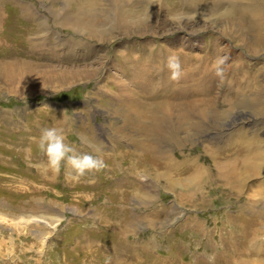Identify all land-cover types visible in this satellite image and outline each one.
I'll return each instance as SVG.
<instances>
[{
  "label": "rangeland",
  "instance_id": "obj_1",
  "mask_svg": "<svg viewBox=\"0 0 264 264\" xmlns=\"http://www.w3.org/2000/svg\"><path fill=\"white\" fill-rule=\"evenodd\" d=\"M209 2L118 0L127 21L144 19L136 28L121 19L115 25L111 0H0V264H197L203 253L207 264H217L229 234L231 244L244 242V225L254 217L250 206L264 208V106L248 103L264 84V44L251 41L250 25L238 24L235 12L264 19V0H220L205 10ZM85 11L96 20L87 24ZM155 18L165 23L161 32L177 29L179 18L188 31L206 29L187 45L179 31L153 35ZM223 27L247 45L234 46L221 36ZM177 39L178 46L172 44ZM166 46L180 57L212 55L209 70L217 54L227 56L225 78L213 83L215 74L197 73L192 77L205 85L184 76L174 82L162 64L154 85L165 79L172 85L151 89L146 80L164 59L157 50ZM218 46L230 51L216 53ZM234 69L244 83L232 88L239 87L246 103L230 108L223 100ZM177 86L193 92L189 97L214 94L215 104L200 108L206 119L192 113L180 126L150 121L152 112L183 102L165 106L164 95ZM44 127L62 131L78 152L102 157L105 167L79 177L64 161L59 171L49 167L39 147ZM123 224L128 235L121 237ZM123 237L139 252L112 258L107 251ZM256 239L257 250H264L263 223Z\"/></svg>",
  "mask_w": 264,
  "mask_h": 264
},
{
  "label": "bare ground",
  "instance_id": "obj_2",
  "mask_svg": "<svg viewBox=\"0 0 264 264\" xmlns=\"http://www.w3.org/2000/svg\"><path fill=\"white\" fill-rule=\"evenodd\" d=\"M112 2H114V7L113 8H117V1H115V0H111ZM209 1V0H208ZM220 0H210V2L208 3V5L206 4V6H205V10H210V9H216V7H217V5H218V2H219ZM204 2V1H203ZM119 3V2H118ZM124 4V3H123ZM196 4V6L199 4V3H195ZM201 5V4H200ZM203 5H205L204 3H203ZM195 6V7H196ZM120 6H118V8H117V12H116V15H115V19H114V23H115V25H117L118 24V21H120L119 19H121L123 22H125V24L124 25H126V23H130L131 25H134L133 24V22L131 23L129 20L127 21L125 18V16H124V12H122L121 11V9L119 8ZM112 8V9H113ZM155 8V7H154ZM170 8V7H169ZM112 9H109V12H108V14H106L105 15V18L106 19H108V15L111 13V10ZM124 10V9H123ZM90 12V14L88 15V13ZM236 14H237V16H238V20H240V21H237L238 22V24L239 23H241V21H243V22H246V24H249L250 26L247 28L249 31H251L252 32V39H251V41L252 42H254V40L257 42V43H259V44H264V34H262L261 32H260V30L262 29V27H263V30H264V19L260 16V14H257V15H255V16H248V15H246L245 13H244V10L242 9V8H239L236 12H235ZM81 14V13H80ZM212 14V13H211ZM86 15V22H87V24L88 23H91V22H94V20H96V17L92 14V12L91 11H85V14H84V16ZM258 15H259V17H260V22H259V18H258ZM56 16V15H55ZM54 16V17H55ZM81 17V15H78V16H76V17H79L80 19L78 20V21H82V19H85V17ZM196 17V16H195ZM57 18V17H56ZM66 18V17H65ZM176 18H178V17H176ZM145 19H147V18H145ZM192 19V18H191ZM194 19H196V18H194ZM193 19V20H194ZM198 19V18H197ZM166 20V19H165ZM210 20V19H209ZM77 21V22H78ZM155 23L152 25V28H155V29H153L152 30V34L153 35H158L159 34V31L161 32L162 30H164L165 28L163 27L164 25H165V23H163V22H160L161 20H159V19H156L155 18ZM177 22H176V26H179L177 29H175V30H173V31H167V32H161L160 33V36L162 35V34H171L172 35V33L174 32H177V31H179L178 33H185V35H187L188 36V38H185L184 36L183 37H181L182 38V40H184L185 42H187L188 44L187 45H190V43L192 42V41H190V39L189 38H192V37H190L191 35L194 37V36H196V34L198 35L202 30H205L206 28H202V29H198V30H192V31H188V30H186V27H185V24H186V22H184V20H182V18H179V19H177L176 20ZM197 21V20H196ZM211 21H215L216 22V18L214 19V20H210V22ZM85 22V21H84ZM135 22V27L136 28H141L142 26V24H143V22H144V19H142V20H135L134 21ZM167 22V21H166ZM215 22H213L212 24H214ZM82 23V22H81ZM175 23V22H174ZM122 24V23H121ZM261 24V25H260ZM215 25V24H214ZM217 25H219V24H216V27H217ZM263 25V26H262ZM151 26V25H150ZM221 26V25H220ZM219 26V27H220ZM242 27H241V32H243V34H244V30H245V27H244V29H243V25H241ZM125 27H127V26H125ZM201 27V26H200ZM214 27V26H213ZM226 27V26H225ZM225 27H223V29H221L222 30V34H221V36L223 35V36H225V37H227L232 43H233V45L234 46H240V45H247L246 43H244L243 42V39L240 37V40H238L237 39V37H236V35H234L230 30H231V28L230 27H228V28H225ZM209 28H211L210 26H209ZM217 29V28H216ZM219 29V28H218ZM208 30V29H207ZM210 30V29H209ZM212 30V29H211ZM144 31V30H143ZM142 31V32H143ZM216 31V30H215ZM137 32V31H136ZM133 35H135V34H133ZM169 35H167V36H169ZM219 35V34H218ZM136 36H142V34H136ZM127 37H129V36H127ZM166 37V36H165ZM217 40H219L218 38H216ZM215 41V40H214ZM173 42V41H172ZM180 41H179V39H177V41H175V42H173L172 44H178ZM190 42V43H189ZM218 42V44H220L219 43V41H216V43ZM234 42H235V44H234ZM144 44V43H143ZM181 44H183V42H181ZM146 46H151V44L150 45H148V43H146L145 44ZM144 45V46H145ZM232 45V46H233ZM178 46V45H177ZM212 48V47H211ZM150 49V48H149ZM160 49H161V51H160ZM213 49L214 50H216L215 52L216 53H219L220 51L222 52V50H225L226 52L227 51H230V48H228V47H226V46H224V47H219L218 46V48H215V47H213ZM243 50H246V52H248L250 55H258L259 53V49H255V50H253V49H250L249 50V48H247V47H245V48H243ZM261 50H263V49H261ZM150 51H152V50H150ZM158 51V53H160V52H162L163 54H164V59H163V57H160L159 59H158V62H157V60H156V62L155 63H157L156 64V66L155 67H153V68H151L152 70H150L151 71V75H148V79L146 80V83L149 85V87L152 89V85H153V88L156 90L157 88H160V85L162 86V88L163 87H165L166 85H165V83H168L167 84V86L166 87H170L171 85H172V83H170L169 84V80L168 81H165V80H163V83H161V84H158V85H154L155 83H154V81H155V79H157V74H158V72H160V67H161V65L162 64H165V77L167 78L168 76H169V70H168V68L166 67V60H167V57H169L170 55H175V56H178L179 58H180V61H181V64H182V68H183V75L182 76H184L183 78L185 79V82H189L190 80H192V81H195V82H197L196 84H199L200 86L202 85V84H204L205 85V83H202L201 82V78L199 77L197 80H195L194 79V77H192L193 76V74H199V75H201V77H202V74H203V78L205 79V78H208V77H211V76H213L215 73L213 72V70H214V63L212 64L211 63V65H210V70L207 68V65L210 63L209 62V59L208 58H212V55H208L209 57L207 58V59H205V60H203L204 59V57H199L198 55L196 56H194V55H192V56H181L180 57V54L179 53H174L175 51H171L170 50V48L168 47V46H166V48H159V50H157ZM154 52V51H153ZM178 52V51H177ZM214 51L212 52V53H215ZM262 52V51H261ZM150 53V52H149ZM208 53V52H207ZM216 53H215V55H216ZM182 54V53H181ZM107 55H108V53H106V55H104V58L103 59H106V57H107ZM214 55V56H215ZM125 56V55H124ZM146 56V55H145ZM219 55L217 54V57H218ZM122 58H123V55H122ZM150 58V57H149ZM214 59V58H213ZM216 59V58H215ZM196 60L198 61H200L201 63L203 62V64H200L199 63V65L197 64V65H195L194 63H196ZM207 61H208V64H207ZM237 62H234V65L232 66V67H234L236 70L239 68V66L238 65H241V59H240V57H237V60H236ZM153 62V61H152ZM214 62H215V60H214ZM237 64V65H236ZM150 65H151V63H150ZM153 65V64H152ZM194 65V66H193ZM201 65V66H200ZM149 66V65H148ZM203 66V67H202ZM152 67V66H151ZM201 67V68H200ZM232 70L231 72H229V74H228V76L230 77V80H228L226 83H225V86H228L229 87V90H230V92H228V96H225V98H224V102L223 103H225V102H227V104L229 105V107L230 108H233L234 106H237V105H239V106H243L246 102L243 100V98H242V95H240V94H238L237 93V91H238V88H236V89H234V88H232V87H234L235 85H236V87L237 86H239V85H241V84H243L244 82H243V80H242V78H243V74L241 73V76L240 77H236L235 76V71L236 70ZM147 70H148V68H147ZM159 70V71H158ZM149 71V70H148ZM150 73V72H149ZM62 75H63V73H61ZM148 74V73H147ZM153 74H154V76H153ZM144 75V74H143ZM168 75V76H167ZM211 75V76H210ZM216 75V74H215ZM159 76V75H158ZM197 76V75H196ZM225 76V75H224ZM144 77V76H143ZM164 77V78H165ZM169 78V77H168ZM218 78V79H217ZM152 79V80H151ZM183 80V79H182ZM208 80V79H207ZM219 80H220V78L216 75V79H215V77H214V79H213V83H217V82H219ZM173 81V80H172ZM203 81V80H202ZM221 81V80H220ZM174 82H177V81H174ZM182 83V82H181ZM221 84H224V83H222V82H220ZM220 83H218V84H220ZM164 84V85H163ZM179 84H180V82H179ZM182 84H185V83H182ZM192 84H193V82H192ZM215 85V84H214ZM155 86H156V88H155ZM218 86V85H217ZM216 86V87H217ZM189 87V86H188ZM196 87H198V86H196ZM195 88V87H194ZM202 88V87H201ZM205 88H206V86H205ZM207 88H209V87H207ZM207 88H206V90H207ZM211 88V87H210ZM215 88V87H214ZM242 90L243 89H245V86L243 87V88H241ZM171 91H172V93H171V95L170 96H168L167 97V95H164V97H165V106H168V105H170L171 104V101H174L175 99H182V101L183 102H179L180 100H177V101H175V103L173 104V108L170 110V109H165V110H162V111H154V112H152V114H151V117L149 116V120L150 121H154V119L156 118V119H161L162 121H164V122H170V124H176V125H178V126H180V125H182L184 122H186V120H187V118H189L190 117V115L189 114H191L192 115V113L195 115L196 114V116L199 118V119H202V120H204V119H206V117L202 114V112H204V111H202L201 112V110H200V108H202L201 106H209L210 104L212 105L213 103L215 104V98L213 99V97L212 98H210V95H214V94H210L209 95V93L210 92H208V91H205V92H203V94H200V95H202V96H198L197 95V92H195L196 94L194 95L193 94V96H188V94L189 93H193V92H186V91H184L183 89H181V88H179L178 86L176 87V89L174 88V89H170ZM234 90H236V91H234ZM170 92V91H169ZM257 96H255V97H252L250 100H248V103L250 104V105H252V107L253 108H257V109H260V108H262V106H264V98H263V96H264V84H260L259 85V89L257 90ZM188 93V94H187ZM201 93V92H200ZM187 94V95H186ZM192 95V94H191ZM187 96L189 97V98H191V100L189 101L188 100V98H187ZM204 96V97H203ZM170 100H168L167 98ZM194 97V98H193ZM235 97V98H234ZM230 98H232L234 101H232ZM184 99H187V100H184ZM162 101V100H161ZM244 103V104H243ZM185 107H189L188 108V110L189 111H186V112H180V113H176L177 112V110H178V108H179V110L180 109H183V108H185ZM211 107V106H210ZM206 108V107H205ZM205 108H202V110L203 109H205ZM213 111V110H212ZM191 119H192V117H191ZM190 119V120H191ZM198 119V120H199ZM194 120V119H193ZM193 120H191V121H193ZM200 121H195L194 123H199ZM161 132V131H160ZM166 134H164L163 136H165ZM253 169H256V167H254ZM232 176V175H231ZM227 177H228V174H227ZM116 190V189H115ZM130 195V194H129ZM256 203H258V202H256ZM257 205V204H256ZM256 205H255V203L254 204H252V206H250V209L249 210H251L253 213H254V217H252V218H250V220L249 221H247V223H245V225H244V227H245V232H247V230H248V233H247V236L244 238V242H240V243H238V244H236L235 242H233V244H231V239L233 238H231V235L229 234L228 235V238H227V242L225 243L226 245H227V247H224L223 249H221L222 251L220 252V254L219 255H217V260L215 261V263H217V264H264V250H257V248H256V243L258 242V240L256 239V234H257V230H259L260 228H261V225H262V223L264 224V222H263V219H264V208H253L252 209V207H256ZM126 208V207H125ZM124 209V208H123ZM127 209V208H126ZM121 214V213H120ZM119 214V215H120ZM112 216V215H111ZM132 216V215H131ZM146 216H149L148 214L146 215ZM113 217H114V215H113ZM124 217V216H123ZM129 217V216H128ZM133 217V216H132ZM130 218V217H129ZM107 219V218H106ZM131 219V218H130ZM33 220V219H32ZM35 221H38L39 222V220L38 219H34ZM119 220V219H118ZM147 221H149V217H147V219H146ZM105 221V220H104ZM106 222V221H105ZM111 224V223H110ZM116 224V223H115ZM114 224V228L116 229V230H118V232L119 233H121V231L116 227V225ZM119 225V224H118ZM117 225V226H118ZM123 230H122V234L120 235L121 237L124 235V234H127L128 235V225H124L123 224ZM120 227V226H119ZM197 227V226H196ZM110 230V229H109ZM126 231V232H125ZM204 231V230H203ZM130 234V233H129ZM227 235V234H226ZM120 237V238H121ZM123 239V241L121 242L120 241V243L119 244H117V245H113V247H111V248H109V251H107V252H109V253H111V254H116V252H122V253H124L125 254V256H127L128 258H132V257H134V255H135V253H138L139 251H136L135 250V244H136V242L135 243H133V241H130V240H128V239H125V237H123L122 238ZM121 239V240H122ZM240 241V240H239ZM111 242V241H110ZM222 242V241H221ZM262 242V241H261ZM146 243V242H145ZM110 244V243H109ZM221 245V244H220ZM233 245V246H232ZM239 245H241V246H239ZM102 246V245H101ZM138 246V245H137ZM234 246H235V248H236V250H234ZM103 247V246H102ZM102 247H100V248H102ZM141 247V246H140ZM223 247V246H222ZM226 248V249H225ZM138 249V248H137ZM147 249V248H146ZM89 250V249H88ZM106 250V249H105ZM108 250V249H107ZM147 250H149V248L147 249ZM147 250H141V253L143 254V255H145L146 254V252H147ZM231 251H232V256H231ZM114 254V257H112V258H116V256L118 257V255H115ZM245 254H247V255H245ZM241 255H244L245 256V259H241V260H239V258H242V257H240ZM85 256V255H84ZM247 256H251V258H249V260H248V257ZM126 257V258H127ZM206 253H203V255H201L200 256V259H199V262L197 263V264H207L208 262H206V261H208V260H206L205 261V259H206ZM233 257V258H232ZM255 257V258H254ZM144 258L146 259V261L147 260H149V257L147 256V255H145L144 256ZM114 260V259H113ZM135 260V259H134ZM179 260V259H178ZM237 260H239L238 262H236ZM259 260V261H258ZM136 261V260H135ZM145 261V262H146ZM257 261H258V263H257ZM177 262V261H176ZM153 263L154 264H157L156 263V261H153ZM135 264V263H134ZM148 264V263H147ZM160 264H164L162 261L160 262Z\"/></svg>",
  "mask_w": 264,
  "mask_h": 264
},
{
  "label": "clouds",
  "instance_id": "obj_3",
  "mask_svg": "<svg viewBox=\"0 0 264 264\" xmlns=\"http://www.w3.org/2000/svg\"><path fill=\"white\" fill-rule=\"evenodd\" d=\"M227 56H219L214 62L215 74L224 79ZM166 67L169 70L170 79L178 81L183 75V68L180 58L175 55H170L166 60ZM39 147L44 151L48 158V166L59 171L61 162H66L74 174L79 177L86 170L102 169L105 167V161L102 157L93 156L90 153H81L66 142V136L56 127H44L41 129L39 136ZM146 178V177H142Z\"/></svg>",
  "mask_w": 264,
  "mask_h": 264
}]
</instances>
